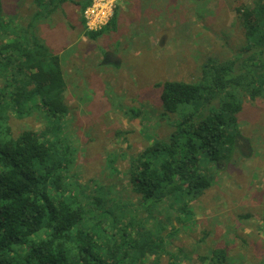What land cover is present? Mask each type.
I'll return each instance as SVG.
<instances>
[{
    "label": "trees",
    "instance_id": "trees-1",
    "mask_svg": "<svg viewBox=\"0 0 264 264\" xmlns=\"http://www.w3.org/2000/svg\"><path fill=\"white\" fill-rule=\"evenodd\" d=\"M65 3L82 13L91 0H34L27 27L0 35V264H152L163 254L168 264H180L167 250L171 217H192L190 203L212 186L210 167L220 172L243 140L237 124L243 99H264V0L236 9L243 43L233 59L208 60L197 82L160 84L161 116L177 117L164 138L146 133L147 145L130 158L128 184L137 198L131 211L101 187L90 197L70 174L78 150L64 134L62 59L35 35L39 20ZM116 22L114 12L100 29L88 30L81 18L91 41ZM39 111L47 124L41 131L11 135V116ZM225 258L215 250L199 261Z\"/></svg>",
    "mask_w": 264,
    "mask_h": 264
},
{
    "label": "rangeland",
    "instance_id": "rangeland-1",
    "mask_svg": "<svg viewBox=\"0 0 264 264\" xmlns=\"http://www.w3.org/2000/svg\"><path fill=\"white\" fill-rule=\"evenodd\" d=\"M254 1L91 0L82 13L65 3L39 20L35 35L62 59L64 134L78 150L70 174L87 195H97L101 187L130 211L137 206L128 184L130 158L147 145L146 133L164 138L177 117L161 116L160 84L197 82L208 60L233 59L243 43L236 9ZM0 8L1 37L25 29L37 10L34 0H0ZM87 10L95 17L85 19ZM114 12V31L94 41L84 36L81 18L87 29L90 21L102 27ZM39 112L11 116V135L41 131L47 124ZM237 124L243 138L238 151L219 164L220 172L210 167L212 186L190 203L192 217H171L167 250L179 256L180 264H214L199 256L215 250L225 252L223 264H264V99L245 97ZM152 264H168V257L163 254Z\"/></svg>",
    "mask_w": 264,
    "mask_h": 264
},
{
    "label": "built area",
    "instance_id": "built-area-1",
    "mask_svg": "<svg viewBox=\"0 0 264 264\" xmlns=\"http://www.w3.org/2000/svg\"><path fill=\"white\" fill-rule=\"evenodd\" d=\"M109 15L110 14H108V16L105 17V20H108ZM88 17L90 19H92L93 17H95L94 16V12L93 11H90V10L85 11L84 18L87 19V20H89ZM110 17H111V15H110ZM99 19L100 18L97 16V21H99ZM103 24L104 23H102V22H98L97 24H92L91 21H90V22L87 23V27H88L89 30H98V29L101 28L100 26L103 25Z\"/></svg>",
    "mask_w": 264,
    "mask_h": 264
},
{
    "label": "crops",
    "instance_id": "crops-1",
    "mask_svg": "<svg viewBox=\"0 0 264 264\" xmlns=\"http://www.w3.org/2000/svg\"><path fill=\"white\" fill-rule=\"evenodd\" d=\"M3 10H4V8H3ZM37 11V10H36Z\"/></svg>",
    "mask_w": 264,
    "mask_h": 264
}]
</instances>
